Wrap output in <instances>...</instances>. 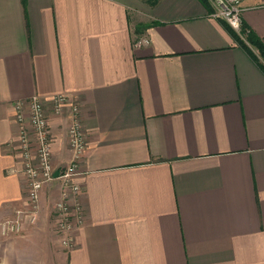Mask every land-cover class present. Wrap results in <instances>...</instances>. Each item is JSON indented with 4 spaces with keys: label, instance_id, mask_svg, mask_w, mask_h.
I'll list each match as a JSON object with an SVG mask.
<instances>
[{
    "label": "crops",
    "instance_id": "crops-1",
    "mask_svg": "<svg viewBox=\"0 0 264 264\" xmlns=\"http://www.w3.org/2000/svg\"><path fill=\"white\" fill-rule=\"evenodd\" d=\"M200 2L0 0V264H264V71ZM239 15L264 44V0ZM33 97L55 170L74 118L85 143L70 247L56 180L1 234L27 202L15 102Z\"/></svg>",
    "mask_w": 264,
    "mask_h": 264
},
{
    "label": "built area",
    "instance_id": "built-area-1",
    "mask_svg": "<svg viewBox=\"0 0 264 264\" xmlns=\"http://www.w3.org/2000/svg\"><path fill=\"white\" fill-rule=\"evenodd\" d=\"M212 6L211 17L225 20L232 29L239 30L241 26V1L242 0H208ZM147 42V39H143ZM65 97L57 95L53 98L54 111L58 112L65 103ZM25 106H27L28 117L32 128L33 137L29 136L24 126ZM17 110V120L19 127V142L23 149L25 157L24 174L27 184V202L25 206L14 209L12 215L1 220V229L4 235H19L22 233V227L25 221L34 223L38 212L39 192L44 183L52 179L61 180L63 191L61 198L55 202L53 216L58 226V232L63 234L62 245L70 247L72 236L70 230L74 221L81 220L82 207L79 201V185L74 177L78 174L75 166V160L82 154L85 143L81 133L78 121L74 118L68 126V144L71 152L76 158L71 164L64 166L60 171L54 174V168L51 167V154L49 145V129L43 108L38 98L33 97L28 101L15 102ZM32 153L33 156L30 154Z\"/></svg>",
    "mask_w": 264,
    "mask_h": 264
},
{
    "label": "trees",
    "instance_id": "trees-1",
    "mask_svg": "<svg viewBox=\"0 0 264 264\" xmlns=\"http://www.w3.org/2000/svg\"><path fill=\"white\" fill-rule=\"evenodd\" d=\"M209 11L211 10L210 3L208 0H199ZM149 4H154L156 0H145ZM209 3V4H208ZM242 23V22H241ZM226 28L230 30L227 24ZM239 33H236L232 29L230 30L233 34L236 42L250 55V57L258 64L264 71V44L262 39L258 37L250 28L244 23L241 24Z\"/></svg>",
    "mask_w": 264,
    "mask_h": 264
},
{
    "label": "rangeland",
    "instance_id": "rangeland-1",
    "mask_svg": "<svg viewBox=\"0 0 264 264\" xmlns=\"http://www.w3.org/2000/svg\"><path fill=\"white\" fill-rule=\"evenodd\" d=\"M143 1H145V0H143ZM210 2V1H209ZM210 6H211V3H210ZM211 10H212V6H211ZM242 22V21H241ZM242 24V23H241ZM241 27V26H240ZM239 27V30L237 31V30H235V29H233V31H235L236 33H239V31H240V28ZM230 28H232V27H230ZM50 152H51V149H50ZM50 152H49V154H50ZM72 153V152H71ZM72 155H73V160H70L68 163H66L65 165H62L61 167H58V169L57 170H55V167H53L54 168V174L55 173H57L58 171H60L64 166H67V165H69V164H71L72 162H74V160L76 159L75 157H74V154L72 153ZM50 160H51V158H50ZM51 163H52V161H51ZM75 163H76V160H75ZM77 164V163H76ZM76 164H75V166H76ZM52 165L53 164H51V167H52ZM76 169H77V171H78V166H76ZM76 177V176H75ZM54 180H56L58 183H59V185H60V189H61V191H60V196L57 198V200L56 201H58L60 198H61V196H62V191L64 190L63 189V185H62V182H61V180H58V179H52V181H54ZM49 182V181H48ZM55 201V202H56ZM54 205H55V203H54ZM53 208H54V206H53ZM51 214H52V216H53V209L51 210ZM37 215H38V212H37ZM53 218H54V216H53ZM55 220V219H54ZM2 222V221H1ZM56 223V222H55Z\"/></svg>",
    "mask_w": 264,
    "mask_h": 264
}]
</instances>
